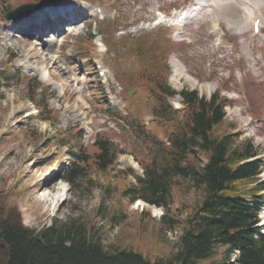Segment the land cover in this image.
<instances>
[{
  "label": "rangeland",
  "instance_id": "obj_1",
  "mask_svg": "<svg viewBox=\"0 0 264 264\" xmlns=\"http://www.w3.org/2000/svg\"><path fill=\"white\" fill-rule=\"evenodd\" d=\"M20 1L0 3V62L12 59L14 67L49 86L53 95L47 106L60 113L56 123L39 120L26 97L24 83L9 87L0 83V201H8L11 220L22 221L32 230L54 222L57 225L75 222L91 227L105 244L140 252L150 261L159 255L168 256L178 244L180 223L175 227L162 225L159 209L153 214L148 208L149 214L140 213L146 207L141 211V205L137 208L136 203L121 196L123 181L111 176L115 172L120 175L131 164L135 174L141 173L131 155L134 143L109 112L129 103L126 91L130 86H124L119 77L129 74L127 78L136 81L138 75L130 50L132 44L122 38L128 32H152L157 45H162L166 34H170L172 48L169 44L163 47L169 55V79L180 85L171 86L177 90L196 89L208 97L225 84L223 94L232 100V106L225 108L226 120L234 123L233 131L240 135L234 144L249 141L264 154V35L254 36L250 23L246 31H241L219 19L213 28L219 27L218 32L223 33L220 41L217 33H211L215 30H210L208 19L192 24L174 19L182 5L195 0H64V8L68 10L65 17L54 16L59 12L35 11L25 22L4 19L3 14ZM253 2L260 6L258 17L264 33V2ZM173 5L179 8L174 9ZM163 13L170 16L169 22L163 21ZM253 18L250 17L251 22ZM228 48L233 50L232 56ZM162 54L165 56V51ZM175 61L183 69L180 77L174 75ZM187 77L195 78V85ZM130 95L135 98L134 106L144 112V97L139 90L135 88ZM147 127L153 129V124ZM74 131L84 132L83 144L87 146L82 147L87 154L92 152L89 145L97 137H106L126 150L110 170V182L88 167L80 170L73 181H67L75 152L70 139ZM57 134L64 136L65 145L57 143ZM261 178L264 179L263 174ZM52 182L58 183L61 197L47 207L38 194L34 195L33 185ZM201 199L200 189L186 180L180 181L174 188L170 216L186 220ZM263 211L264 207L259 221ZM2 251L0 245V261ZM223 251L217 245L212 256L197 264H236L234 258L225 263Z\"/></svg>",
  "mask_w": 264,
  "mask_h": 264
},
{
  "label": "trees",
  "instance_id": "obj_2",
  "mask_svg": "<svg viewBox=\"0 0 264 264\" xmlns=\"http://www.w3.org/2000/svg\"><path fill=\"white\" fill-rule=\"evenodd\" d=\"M26 1L42 6L56 0ZM122 39L131 42L138 71L136 81L128 84H134L143 94L148 113L153 117V129L146 126L144 112L134 106L135 98H129L127 91L129 103L122 110L117 107L109 110L113 120L121 123L122 130L130 136L134 143L131 154L143 169V175L135 176L134 182L126 181L121 195L129 202L140 198L162 206V225L175 227L180 223L182 231L175 251L150 261L140 252L105 244L91 227L75 222L63 225L54 222L32 230L21 221L11 220V207L5 199L0 201L3 249L0 264H197L212 256L217 245L224 248V262L233 250H238L239 264H264V234L257 227L264 203V181L258 177L263 162L255 157L258 151L249 141L234 144L238 133L230 132L234 124L227 123L223 111L229 100L219 91L205 99L195 90L183 89L179 92L183 108L174 110L166 100L176 93L167 84L169 67L162 54L164 51L166 54L163 47L168 43L157 45L147 33L128 34ZM11 62L12 59L0 62V83L3 86L24 83L28 99L38 109L37 117L56 122L59 112L47 106L53 91ZM81 135V131L71 133L76 162L67 171V179L73 181L80 170L88 167L110 182L109 171L119 153L126 150L102 137L95 139L90 145L92 152L87 154ZM57 137V143L64 142L61 134ZM198 157L205 160L204 164ZM129 171L125 175L132 173ZM180 178L202 192L195 212L186 220L170 216L174 188Z\"/></svg>",
  "mask_w": 264,
  "mask_h": 264
},
{
  "label": "bare ground",
  "instance_id": "obj_3",
  "mask_svg": "<svg viewBox=\"0 0 264 264\" xmlns=\"http://www.w3.org/2000/svg\"><path fill=\"white\" fill-rule=\"evenodd\" d=\"M258 1L264 2V0H258ZM65 3L66 1H61L59 2V4L56 5L43 6L36 12L42 14L46 11H49L51 14L55 12H59L54 14V16L57 15V17H65L67 15V13H65L66 11L64 8ZM191 6L192 7L190 8L184 9L185 14L182 16V19L180 20L181 24H187V23L192 24V22L208 19L211 22L209 23L210 26L213 27L214 22L217 23L219 22V19L220 21L221 19H223L226 20L228 24L239 28L241 31H246L248 24L251 22L250 17L252 18L253 16L254 17L253 19L258 17V10L260 7L259 4L253 2V0H195L194 2H192ZM245 6L249 8L246 10ZM241 7H243L245 12L241 9ZM246 11L249 13L253 12V15L247 14ZM28 19L29 17L23 18V22L27 21ZM198 24H202V23H198ZM184 32L185 31H183L182 33ZM214 32L219 34V32L217 31H213L211 33ZM172 64L174 67V75L176 77H180L183 70L180 63L178 61H175ZM41 79L45 80L44 77H41ZM187 79L190 80L195 85L196 83L195 78L187 77ZM171 80L173 81L174 79ZM171 80L170 82L174 87L177 88L180 86L177 81L173 83ZM262 174L264 175V170ZM60 189L61 188L58 186L57 182L41 183L40 185L36 183L33 185V190L35 191L34 195L38 194V198L41 199L46 204L47 207L60 199L61 197V194L59 193ZM45 191L47 193L44 194ZM261 217H262L261 225L263 224L262 226L264 228V211Z\"/></svg>",
  "mask_w": 264,
  "mask_h": 264
},
{
  "label": "water",
  "instance_id": "obj_4",
  "mask_svg": "<svg viewBox=\"0 0 264 264\" xmlns=\"http://www.w3.org/2000/svg\"><path fill=\"white\" fill-rule=\"evenodd\" d=\"M38 8H39L38 4L35 3L21 4L17 6L15 9L6 12L4 14V17L7 20L21 19L27 17L30 13L37 10Z\"/></svg>",
  "mask_w": 264,
  "mask_h": 264
}]
</instances>
